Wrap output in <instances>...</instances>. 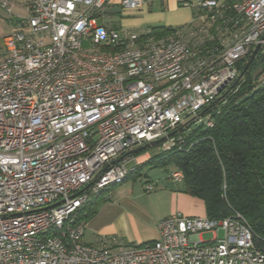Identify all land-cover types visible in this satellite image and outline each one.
<instances>
[{
  "label": "built area",
  "instance_id": "2783aa9c",
  "mask_svg": "<svg viewBox=\"0 0 264 264\" xmlns=\"http://www.w3.org/2000/svg\"><path fill=\"white\" fill-rule=\"evenodd\" d=\"M22 1L27 16L0 36V264H264V241L254 243L236 212L167 216L142 244H86L78 219L125 183L138 161L124 154L191 120L214 127L210 114L197 116L264 49V0H200L190 5L199 25L161 37L102 21L115 5L124 12L158 0ZM15 4L0 0V11L12 18ZM164 180L182 183L183 175ZM157 185L145 181L144 192Z\"/></svg>",
  "mask_w": 264,
  "mask_h": 264
},
{
  "label": "trees",
  "instance_id": "16d2710c",
  "mask_svg": "<svg viewBox=\"0 0 264 264\" xmlns=\"http://www.w3.org/2000/svg\"><path fill=\"white\" fill-rule=\"evenodd\" d=\"M170 29L153 27L151 31L161 37ZM250 56L240 66L235 81ZM263 76L264 49H260L234 87L206 112L214 121L212 129L199 125L192 130L194 121L180 126L173 136H180L182 144L168 145L165 153L150 155L131 172L135 174L143 166H171L170 172L183 175L179 191L202 201L207 218L240 214L257 246L264 241V90L258 87ZM148 149L135 156L149 153ZM103 201L106 198L101 195L87 204L78 219L86 223Z\"/></svg>",
  "mask_w": 264,
  "mask_h": 264
},
{
  "label": "crops",
  "instance_id": "0c3cea01",
  "mask_svg": "<svg viewBox=\"0 0 264 264\" xmlns=\"http://www.w3.org/2000/svg\"><path fill=\"white\" fill-rule=\"evenodd\" d=\"M120 0H112L117 4ZM200 1V0H195ZM188 2L187 0H158L152 5H144L138 10H125L121 12L120 9H112L109 12H117L127 15H140L145 12L148 7L149 11L152 9H171L175 10L176 14L181 9V4ZM117 6V5H115ZM14 16L2 19L8 26V32L3 36L10 33L13 23L18 17H26V5L22 0H16L13 9ZM183 14L184 22L193 19V23L199 20L197 12L194 9L190 10V14L185 11L178 13ZM192 23V24H193ZM186 25V23H184ZM155 25L153 27H157ZM118 27L133 31L143 32L153 27L145 28L142 19L128 24L125 27L119 25ZM169 28V27H167ZM173 28V27H170ZM150 158L149 153L136 156L137 163L131 162L129 165H142ZM133 182H125L122 186L114 188L106 201L102 202L96 209V213L85 223V230L83 241L89 245H95L100 238L113 237L124 243L142 244L154 241L158 236L157 226L161 219L181 213L188 217H206L204 204L199 199L188 196L179 191L178 188L170 186L166 183L162 184L151 193L138 195L134 193ZM181 185V184H180ZM176 188V189H175ZM144 190V188L142 187ZM145 193V192H144ZM106 197V196H105Z\"/></svg>",
  "mask_w": 264,
  "mask_h": 264
},
{
  "label": "rangeland",
  "instance_id": "374dc122",
  "mask_svg": "<svg viewBox=\"0 0 264 264\" xmlns=\"http://www.w3.org/2000/svg\"><path fill=\"white\" fill-rule=\"evenodd\" d=\"M180 1H183V0H180ZM187 1H189V3L184 2L183 4H181L182 7H180L181 9L179 10L178 13L185 11L187 14H190V10L192 9L190 7V5H195L197 3V1H195V0H187ZM113 8L121 10V8L118 6H114ZM174 11L175 10H171V9H162L161 10L158 8L152 9L149 11V9L147 7L145 9V12H143V14L136 16V15H130V14L129 15L121 14V13H118L119 11L117 10V12H111V13L108 12V14H106V16L103 18L102 21L107 26L118 27L119 25H121L122 27H125L132 22H135L139 19H142V21L145 24V28L153 27L155 25H158L157 27H173V28H176V27H181V26L185 25L184 23H186V24L193 23V21H192L193 19H190L189 21L184 22V20L182 19L183 14L178 15V13L176 14V12H174ZM2 17L8 19L7 15L3 11H0V36H2L8 32V26H6V23L2 19ZM98 22L102 23L100 19L98 20ZM196 24H197V22L193 23V25H196ZM257 70H260V67ZM187 121H189V120H186L185 123ZM198 127H199V124L197 123V121H194L191 124L190 129L193 130V129H196ZM168 145H169V142L165 141V142L161 143L160 145L150 147L147 151L152 156H155V155H158L161 153L163 154V153H165V149ZM133 167H134V165H128V168L130 170ZM170 170H171V166H168V165L165 167H161V168H153L151 166H143L135 174L134 173L130 174L125 182L135 183L133 186V190H134V193L137 195L139 193L146 194V193H144V190L142 189V187L144 186L145 181H151V180L157 181V183H158L157 187L166 183L170 186H173V187H176L179 189L181 187V185H180L181 183L172 184V183H169L168 181L164 180L165 177L167 176V174L170 172ZM105 196H107V195L105 194L104 197ZM217 237L219 239H221L223 237V232L218 231ZM211 238H212L211 233L202 234V239L205 241L210 240Z\"/></svg>",
  "mask_w": 264,
  "mask_h": 264
},
{
  "label": "water",
  "instance_id": "95a60500",
  "mask_svg": "<svg viewBox=\"0 0 264 264\" xmlns=\"http://www.w3.org/2000/svg\"><path fill=\"white\" fill-rule=\"evenodd\" d=\"M259 50H260V47H259V46H257V47L254 49V51L252 52V54H251V56H250V60H249V62L244 66L243 71H242V73L238 76L237 80L242 76L243 73L246 72V70L248 69L250 63L253 62L255 56L258 54ZM237 80H236L232 85H230V86L228 87V89L225 91V93H224L223 95H221V96H219V97L217 98V100L215 101V103L211 104V105L208 106L206 109H204V110L202 111V113H200L197 117L202 116L204 113H206L207 111H209L210 109H212V108L215 106V104H216L218 101H220V100L223 98V96H224L225 94H227V92H228L229 90H231V89L234 87V85L236 84ZM221 89H223V87H222ZM219 92H220V90H219ZM192 121H193V120H191L189 123H191ZM187 124H188V123H187ZM179 130H180V128H179L178 130H176V131L170 133V134L167 135L166 137L161 138L160 140H157V141L151 142L150 144H147V145H145V146H142V147H140V148H138V149L131 150V151L127 152L126 154H124V156H123L122 158H125V157L130 156V155H136V154L140 153L141 151L146 150L147 148H150V147H152V146H155V145H157L158 143H161V142L165 141L167 138H170L171 136H173V135H174L176 132H178ZM113 163H114V162H113ZM94 181H95V180H94Z\"/></svg>",
  "mask_w": 264,
  "mask_h": 264
}]
</instances>
